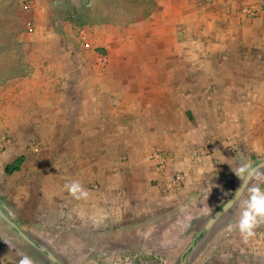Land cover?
I'll return each instance as SVG.
<instances>
[{
  "label": "rangeland",
  "instance_id": "1",
  "mask_svg": "<svg viewBox=\"0 0 264 264\" xmlns=\"http://www.w3.org/2000/svg\"><path fill=\"white\" fill-rule=\"evenodd\" d=\"M151 2L0 0V100L8 96L6 106L15 85L46 78L48 67L52 84L59 81L65 91L67 84L82 86L68 91L77 90L87 117L93 86L100 85L97 129L103 147H116L98 154L62 146L80 128V101H62L58 107L62 115L69 110V122L39 133L15 128L0 103V129L11 139L0 152V208L61 264H180L208 217L236 189L237 170L264 160V13L256 32L249 26L231 31L228 43L206 27L200 39L208 38L197 42L178 41L173 31L159 42L157 33L141 40L129 25ZM106 24L123 33L121 41L109 43ZM194 47L203 53L199 64L173 51L188 55ZM196 150L204 152L201 164L188 159ZM152 153L173 160L160 170L148 159ZM177 156L185 163L172 166ZM18 161L19 169L8 173ZM177 172L184 174L179 184ZM258 173L264 176V169ZM254 184L264 188L256 175L248 187ZM246 197L245 191L186 253L185 264H264V222L247 238L235 226ZM23 254L34 264H53L0 219L2 264H18Z\"/></svg>",
  "mask_w": 264,
  "mask_h": 264
},
{
  "label": "crops",
  "instance_id": "2",
  "mask_svg": "<svg viewBox=\"0 0 264 264\" xmlns=\"http://www.w3.org/2000/svg\"><path fill=\"white\" fill-rule=\"evenodd\" d=\"M151 1V5H147L148 10L145 13L146 15L136 19L132 24H130L131 26L129 25L132 31L134 30V36L136 37L137 35V37L141 40H145V38L150 35L152 37L157 33V36L155 37H157L156 39L159 42L165 38H169V36H166L167 33L169 31H173V38L178 41L185 42L186 40H190L197 42L208 38V34L205 39H200V35L202 34V29L206 30V28H209L210 32H215L217 34L220 32V41H226V43H228L229 40L233 39L232 34L229 33L231 31L232 33L241 34V30L243 31L245 26H249L251 32L252 28L253 32H256L257 26L255 21L264 13V11L255 12L257 5L261 0ZM204 12L206 13L205 15H203ZM171 25L172 28L170 30ZM102 27L103 26H101V28ZM105 27L109 33L110 44L112 42L118 43L122 40L120 39V36L122 37L123 33L120 34L112 24H106ZM237 30L239 32H236ZM211 38H213V36H211ZM215 39L218 40V38ZM194 48L189 51L188 55L182 54V52L178 51L176 48L173 51L175 55L181 56L185 62H187V60H185L186 57L190 56V58L194 60L193 62H189L190 65H193L192 63L199 64V60L197 58L203 53L202 51L199 52V50L197 51L196 48ZM210 53L214 55L227 56L228 52L224 49H213ZM64 54L65 56L67 55L69 59V53ZM179 64L185 65L182 60ZM46 70V78H36L35 83L31 82L30 84L22 83L15 85L13 89L14 96L10 99L6 106L5 102L9 100V97H4V104H2V107L4 108L3 118L7 121L13 122L14 127L20 130L28 128L29 131H34L35 129H38V133L52 131V128L56 126L58 122L64 120H68L69 122V119L64 118L69 110H66L65 115H62L61 113L63 110H61V106L58 107V105H60L62 101L68 102L71 100V102H74V100H77L80 101L79 104L83 105V107L79 110V116L77 117L80 128L77 131L68 132L65 138L67 143H65V145L62 144V146L70 149V147L77 145L82 152L92 151L98 154H100L103 149L105 151L106 147L109 149V153L112 152L113 149L115 151L116 147L113 148L111 145L103 147L101 137H103L104 134L101 132V129H97V122L101 120V116L99 115L101 113L100 85L96 86V84H94L93 86L94 92L92 97L94 99V110L92 115L85 117V102L79 98V93H77V90L82 86H79L80 84H67L69 90L71 89L70 87H76L77 90L73 89L71 92L67 89L65 91V86H63L64 84H59V81H56L58 84H52L53 82H50L51 80L53 81V76L49 75L48 67ZM64 93L65 95L67 94L66 100H64ZM4 95L5 93L3 94V92L0 91V97H3ZM1 102L2 99L0 100V103ZM65 105L68 104L65 103ZM68 117L70 118V116ZM116 120L117 118L115 117V121ZM109 135L111 136L110 130L107 131V136ZM74 136H77L76 143L75 138H73ZM89 138H93V144H91L92 142ZM185 160L186 159H181L180 156H177L174 164L172 163L171 165H180L183 161L185 163ZM152 172L153 171L151 170L150 173L152 174ZM152 175L161 186L166 185V179L163 178V174H158L154 171ZM150 177L152 178V176Z\"/></svg>",
  "mask_w": 264,
  "mask_h": 264
},
{
  "label": "water",
  "instance_id": "3",
  "mask_svg": "<svg viewBox=\"0 0 264 264\" xmlns=\"http://www.w3.org/2000/svg\"><path fill=\"white\" fill-rule=\"evenodd\" d=\"M264 169V160H261L257 162L256 164L252 165L250 167V173L245 177L241 178L236 189L233 191L231 196L222 204L220 205L206 220L204 223L203 227L201 228L200 232L193 238L191 241L190 245L186 248V250L181 254L179 257V263L180 264H185L184 263V257L186 253L193 248V246L201 241L204 236L207 234V232L213 227V225L222 217L224 216L227 212H229L235 205L236 203L241 199L245 191H241L242 189H245L246 187L249 186L250 182L254 178V176L260 171ZM240 193L239 199H236L237 194ZM0 219L6 222L8 225H10L16 234L25 242L30 244L31 246L37 248L40 252L44 253L46 257L53 263V264H61L57 258L47 251L43 246L35 243L23 230L19 228V226L11 220L5 212L0 208Z\"/></svg>",
  "mask_w": 264,
  "mask_h": 264
},
{
  "label": "clouds",
  "instance_id": "4",
  "mask_svg": "<svg viewBox=\"0 0 264 264\" xmlns=\"http://www.w3.org/2000/svg\"><path fill=\"white\" fill-rule=\"evenodd\" d=\"M250 173V166L245 164L237 170V175L245 178ZM256 180H264V176L257 173ZM78 186L73 184L71 190L77 191ZM241 191H246L247 197L240 201V213L236 221L240 233L247 238L253 234V229L261 222H264V188L259 184H254L251 187H246ZM240 193L237 194L236 199H239ZM230 227H232L230 225ZM2 264V260H0ZM18 264H34L33 259L27 254H23Z\"/></svg>",
  "mask_w": 264,
  "mask_h": 264
},
{
  "label": "built area",
  "instance_id": "5",
  "mask_svg": "<svg viewBox=\"0 0 264 264\" xmlns=\"http://www.w3.org/2000/svg\"><path fill=\"white\" fill-rule=\"evenodd\" d=\"M263 10H264V0H262L257 5L255 12L256 11H263ZM27 31L29 33L33 31L30 24H28V26H27ZM10 143H11V139H10L9 135L6 133V131L0 129V152L5 151L8 148V146L10 145ZM228 151H230L229 147H228ZM187 156H188V159L195 164H201L202 161L204 160V152L201 150L189 152V153H187ZM148 159L150 161L154 162L155 166L160 170L165 169L166 165L173 160L172 158H169V157L165 156L164 154H159V153H152L151 155L148 156ZM174 175H175V183L176 184L182 183L184 181V179H183L184 174H181V172H177Z\"/></svg>",
  "mask_w": 264,
  "mask_h": 264
},
{
  "label": "trees",
  "instance_id": "6",
  "mask_svg": "<svg viewBox=\"0 0 264 264\" xmlns=\"http://www.w3.org/2000/svg\"><path fill=\"white\" fill-rule=\"evenodd\" d=\"M20 166V161H18L17 163L11 164L10 166L6 167V170L8 173H11L13 171H17L19 169Z\"/></svg>",
  "mask_w": 264,
  "mask_h": 264
}]
</instances>
